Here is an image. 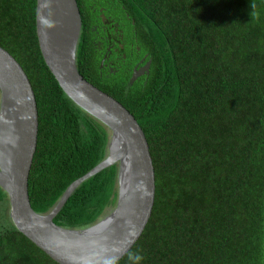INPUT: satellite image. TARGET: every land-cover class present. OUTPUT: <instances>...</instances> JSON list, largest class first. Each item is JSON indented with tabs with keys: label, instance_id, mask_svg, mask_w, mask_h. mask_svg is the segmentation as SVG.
I'll return each mask as SVG.
<instances>
[{
	"label": "trees",
	"instance_id": "1",
	"mask_svg": "<svg viewBox=\"0 0 264 264\" xmlns=\"http://www.w3.org/2000/svg\"><path fill=\"white\" fill-rule=\"evenodd\" d=\"M93 1L77 0V68L136 118L156 173L151 219L116 264H264V0H116L152 59L148 78L133 84L100 79L92 26L106 5ZM36 4L0 0V46L35 92L39 136L29 194L45 214L106 158L110 133L47 66ZM118 170L116 164L84 181L54 223L85 229L108 215ZM9 210L0 187V264H59L18 231Z\"/></svg>",
	"mask_w": 264,
	"mask_h": 264
},
{
	"label": "water",
	"instance_id": "2",
	"mask_svg": "<svg viewBox=\"0 0 264 264\" xmlns=\"http://www.w3.org/2000/svg\"><path fill=\"white\" fill-rule=\"evenodd\" d=\"M81 28L77 0H37L36 31L43 58L66 95L108 128L106 158L73 182L48 213L33 209L29 177L38 146V105L28 75L0 46V187L8 195L14 226L57 263L107 264L122 259L145 231L156 201V173L136 118L80 74L76 56ZM116 164L118 197L108 215L85 229L54 223L77 187Z\"/></svg>",
	"mask_w": 264,
	"mask_h": 264
},
{
	"label": "flooded vegetation",
	"instance_id": "3",
	"mask_svg": "<svg viewBox=\"0 0 264 264\" xmlns=\"http://www.w3.org/2000/svg\"><path fill=\"white\" fill-rule=\"evenodd\" d=\"M98 1L94 0L93 6L102 4V1ZM104 2L106 6L99 8L100 13L94 19L91 41L94 59L100 64V79L118 76L129 78V84L145 81L152 59L146 47L139 42V31L128 24L130 22L134 26L135 22L131 21L124 6L118 9L116 0Z\"/></svg>",
	"mask_w": 264,
	"mask_h": 264
},
{
	"label": "clouds",
	"instance_id": "4",
	"mask_svg": "<svg viewBox=\"0 0 264 264\" xmlns=\"http://www.w3.org/2000/svg\"><path fill=\"white\" fill-rule=\"evenodd\" d=\"M135 259H136L137 261H139V260L141 259V257H140L139 255H137V256L135 257ZM107 264H116V258H113V259L109 260V261L107 262Z\"/></svg>",
	"mask_w": 264,
	"mask_h": 264
},
{
	"label": "rangeland",
	"instance_id": "5",
	"mask_svg": "<svg viewBox=\"0 0 264 264\" xmlns=\"http://www.w3.org/2000/svg\"><path fill=\"white\" fill-rule=\"evenodd\" d=\"M110 213V212H109Z\"/></svg>",
	"mask_w": 264,
	"mask_h": 264
}]
</instances>
